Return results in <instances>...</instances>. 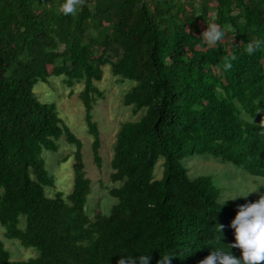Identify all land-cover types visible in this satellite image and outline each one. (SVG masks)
Here are the masks:
<instances>
[{
	"label": "trees",
	"instance_id": "1",
	"mask_svg": "<svg viewBox=\"0 0 264 264\" xmlns=\"http://www.w3.org/2000/svg\"><path fill=\"white\" fill-rule=\"evenodd\" d=\"M63 3L0 0V225L32 250L16 258L0 240V264H117L141 254L157 264L167 253L171 264H198L215 248L239 258L231 221L259 197L220 200L210 176L189 175L186 158L209 153L264 176V125L244 117L264 112V45L246 51L264 41V0H84L68 15ZM209 23L225 31L215 46L202 36ZM226 56H235L227 71ZM107 65L132 81L123 104L139 117L121 123L112 146L102 193L114 203L91 214L82 141L34 85L51 76L83 85L99 168L92 110L104 93L94 82ZM64 140L74 174L68 192H53L60 178L48 155Z\"/></svg>",
	"mask_w": 264,
	"mask_h": 264
},
{
	"label": "rangeland",
	"instance_id": "2",
	"mask_svg": "<svg viewBox=\"0 0 264 264\" xmlns=\"http://www.w3.org/2000/svg\"><path fill=\"white\" fill-rule=\"evenodd\" d=\"M62 76H51L47 83L38 82L34 85L35 92L42 102L56 104L58 113L63 121L69 126L70 130L82 141V158L86 176L92 181V194L88 199V209L91 208V214L96 213L98 209L108 210L113 200L103 198L104 188L109 184V178L113 169L110 165L112 157V146L119 132L122 122L131 119H137L139 114H134L130 107L123 104V95L133 84L132 81L125 79L119 80L112 74L110 66L103 67V77L94 84L104 93V97L98 99L92 110L93 120L97 122L100 133L99 155L102 164L98 168L92 159V136L88 133L86 121L84 119V107L78 97L82 84H76L72 88L65 86L62 82ZM254 122L264 124V115L258 119H250ZM74 147L68 145L65 140L62 142L58 152L49 154V164L55 176L60 180L53 189L68 192L70 183L74 174L73 156ZM193 156V155H188ZM212 155H194L186 158V166L191 175H208L213 179V184L220 189V199L227 200L233 197L254 198L261 194V187L264 186V178L250 175L243 170L233 166L229 162L219 163L215 161ZM65 158V159H64ZM159 170V169H158ZM159 175V173H158ZM260 191V192H259ZM247 195V196H245ZM258 195V196H259ZM98 203L94 207L93 204ZM0 240L5 247L16 258H27L32 250L21 247L14 239H7L4 236V230L0 225Z\"/></svg>",
	"mask_w": 264,
	"mask_h": 264
},
{
	"label": "clouds",
	"instance_id": "3",
	"mask_svg": "<svg viewBox=\"0 0 264 264\" xmlns=\"http://www.w3.org/2000/svg\"><path fill=\"white\" fill-rule=\"evenodd\" d=\"M83 3L84 0H65V3L61 5L60 11H62L65 15L75 14L77 10V6L82 5ZM224 35H225V31L216 23L207 24L206 30H204L202 33L204 41L209 46H215L218 42H220L224 38ZM262 45H264V41L261 40L250 41L247 43L246 51L249 55H252L256 50L260 49ZM234 59L235 56H231V57L226 56L224 58L223 67L226 71L231 69L232 67L231 60ZM260 115H264V112L263 111L259 112L258 115L254 118H249L247 116L244 117L249 121H251L250 119H258ZM256 123L262 124L260 122H256ZM194 155L195 154H193V156ZM204 155H209V153H206ZM214 160L221 163V160H217V159ZM222 162H229V161L224 160ZM189 175L191 177L199 176V174L193 176L190 173ZM257 177L264 178V176H257ZM216 188L218 187L216 186ZM263 188L264 186L261 187L260 189L261 194L260 195L258 194L259 196L256 195L257 197H254V198L259 197L255 202H249L238 206V211L235 215V218L231 221L230 226L234 229L235 232V243L232 244L231 247H238L241 250V256L238 258L231 251L223 252L214 247L215 251L210 252L202 260H201V256L194 258L196 263L198 264H264V190ZM218 191H219V199H220L219 188ZM238 198L233 197L231 199L236 200ZM227 200H222V201H227ZM217 226H218L217 231L221 234L224 225L217 224ZM173 255H174L173 253L164 254L162 257H160L157 260V264H171ZM150 259H151L150 255L141 254L138 257L122 255L118 259L117 264H149Z\"/></svg>",
	"mask_w": 264,
	"mask_h": 264
}]
</instances>
